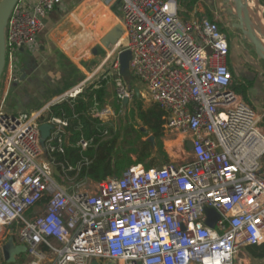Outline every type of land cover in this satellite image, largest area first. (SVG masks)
<instances>
[{"label": "built area", "instance_id": "2783aa9c", "mask_svg": "<svg viewBox=\"0 0 264 264\" xmlns=\"http://www.w3.org/2000/svg\"><path fill=\"white\" fill-rule=\"evenodd\" d=\"M120 2L124 38L113 63L119 97L130 103L136 95L119 60L128 51L144 102L165 113V134L182 137L189 162L132 165L119 177L67 187L58 179L71 181L67 174L77 168L56 154L69 146V120L53 108L73 104L84 85L26 120L7 113L3 98L0 244L18 224L19 245L31 258L25 264H238L244 249L264 243V127L233 89L228 34L206 17L182 21L177 0ZM63 3L19 0L6 31L10 78L18 53L39 46L46 19ZM112 114L106 107L94 117ZM44 124L52 126L45 148ZM89 144L82 137L77 146L84 152ZM84 163L90 161L78 169ZM207 210L220 216L214 227Z\"/></svg>", "mask_w": 264, "mask_h": 264}, {"label": "crops", "instance_id": "0c3cea01", "mask_svg": "<svg viewBox=\"0 0 264 264\" xmlns=\"http://www.w3.org/2000/svg\"><path fill=\"white\" fill-rule=\"evenodd\" d=\"M257 1L258 0H250L251 10H256V5H260L259 1ZM177 2L183 20L186 14L189 15L187 20L218 15L219 0H198L191 11L187 9L189 2L184 3L183 0H177ZM260 6L258 8L259 12H257L256 15L259 17L260 22H258L261 25L262 21L260 16H263V14L260 10ZM82 8H85L84 10L86 13H79L78 15V11L80 12ZM70 23H72V30L69 29ZM117 24H122L120 0H64L63 5L55 9L46 19V29L39 40V46L34 49L21 50L17 55L18 68L14 73L12 86L9 88L11 91L9 97L11 98L12 106L20 112H27L31 109L39 108L40 106H42L43 109L50 102L66 92L80 85L85 86L86 83L90 81V78L89 76L87 77V72L82 65V63L87 61V49H83V47L94 43L97 37H100L101 42V39ZM73 25L77 28V32L83 30L77 35L79 37L73 36L75 32ZM82 27H84V29H82ZM123 38L124 35L119 44L122 42ZM118 45L113 51H107L104 48L108 55L113 53L111 58L113 63L117 58L116 52ZM101 47L103 48L102 45ZM8 75L10 76L9 71ZM244 79L247 78L244 77ZM137 88L141 89L142 87L139 85L136 89ZM263 94L264 92L258 95L261 98H255V100L259 99V101L256 109L254 108L259 118L262 119V123L264 120ZM100 121L103 124L110 123L109 120ZM107 134L108 131L105 132V135ZM68 136L69 142V138L71 137V132L69 130ZM11 234L12 230H10V235L5 239L6 241L3 242V245L0 244V258H3V261L2 248ZM247 257L245 261H249V264H264V260H254L251 259L249 255ZM18 260L19 256L17 257V262Z\"/></svg>", "mask_w": 264, "mask_h": 264}, {"label": "trees", "instance_id": "16d2710c", "mask_svg": "<svg viewBox=\"0 0 264 264\" xmlns=\"http://www.w3.org/2000/svg\"><path fill=\"white\" fill-rule=\"evenodd\" d=\"M183 1L189 2L188 11H191L198 2V0ZM258 1L264 7V0ZM185 16L186 21L189 15ZM209 18L212 17L209 16ZM230 70L234 78L233 89L248 102V92L253 88L254 81L237 79L232 66ZM124 77L130 86H138V82L129 73L124 74ZM109 82V76L98 78L87 86L73 104L65 102L53 108L54 114L65 116L69 120L68 130L71 132L69 146L66 147L65 154H56L58 162L77 168L67 174L71 181L61 180V183L67 187H73L87 180L103 182L110 177H119L132 165H142L149 169L163 167L171 161L164 145L165 113L159 106L145 107L142 98H137L135 95L134 103L129 109V117L134 124L123 123L117 132H114L108 124H103L93 117L94 112L104 108ZM117 101L118 111L126 112L129 106L124 109L122 100L119 98ZM262 124L264 127V120ZM142 128L148 131L147 135L142 132ZM106 131L112 135L107 137ZM149 136L154 137L155 146L143 140ZM82 137L90 142L88 149L84 152L77 146ZM84 159H88L90 163H84L78 169V165ZM245 251L251 259L264 260V243L260 246H249Z\"/></svg>", "mask_w": 264, "mask_h": 264}, {"label": "rangeland", "instance_id": "374dc122", "mask_svg": "<svg viewBox=\"0 0 264 264\" xmlns=\"http://www.w3.org/2000/svg\"><path fill=\"white\" fill-rule=\"evenodd\" d=\"M218 3H219L218 11H217L218 15L216 16L213 15L211 19L209 18V16L206 18H208L212 22L213 20H216L218 22V26L220 30L228 34L230 47H231L230 67L231 66L233 67V70L236 73L237 79H243L245 77L255 82L253 88L248 92V99H249L248 102L250 103L248 104L253 109L254 108L256 109L259 99L255 100V98H261L258 95L259 94L261 95L264 92V61L259 57L254 46L249 42V40L245 39L242 31L234 27L235 24L239 23V20L236 15V11L234 9L232 2L230 0H219ZM259 6L257 5L258 8ZM84 9L85 8H82L80 12L78 11V15L79 13L80 14L86 13ZM260 10L264 16V7L260 6ZM180 17L182 21H185L182 19V14H180ZM73 28L75 30L73 36L79 37L77 35L79 34V32H82L83 30L80 29L81 31L77 32V28L74 27V25H73ZM69 29L72 30V23L69 24ZM82 29H84V27H82ZM255 32L257 33L258 37L262 41H264L260 33L258 31H255ZM83 49H87L86 50L87 61L82 63V65L87 72V77L89 76L90 78V81L86 83V85L84 86V91L86 90L87 86H89L92 82H94L98 78H101L103 76H109L110 82L108 84V96L106 98V103L104 105V108L106 107L111 108L113 114L108 119L110 121L108 125L111 129L114 130V132H117L121 128V125L123 123L133 125L134 121L129 117L130 116L129 109L133 105L134 101L132 100L133 102L131 101L129 103L128 105L129 108L126 112L121 113L120 111H118V101L117 100L120 97H119V93H118L117 86L115 83L116 70L114 69V64H113L112 59L106 61L108 54L106 50L102 48L100 45V37H97L94 43L83 47ZM13 80L14 78L12 79L8 75V67H6L4 74H3L2 81L0 83V101L1 99L6 98L7 96L6 102H5V105H6L5 111L11 115L18 116L26 120L27 118L30 117L32 112L34 111L37 112L41 110L42 106L36 109H31L27 112H20L18 109L14 108L11 104V98L9 97L10 92H11L9 88H11ZM132 86L129 85V88L136 89V88H133L136 86H133V87ZM141 90L144 92V88H141ZM139 98H142L143 100V97L141 95ZM151 105L144 102L145 107H149ZM111 135L112 134H108L107 137H110ZM143 140H148V137L144 138ZM164 145H165L166 151L169 153L171 157V161L174 160L179 163L189 162V159H187L188 157H187L185 148L182 146V137H178L172 134H165ZM58 181L61 182V179H58ZM94 185L95 184L90 183V182L85 184V186L89 187L90 189L94 188ZM12 229L14 230L15 242L17 244H20L19 225L15 224L12 227ZM0 256H1V250H0ZM247 256L248 255L246 254V251L244 249L242 253L239 255L238 264H249V261L248 262L245 261V259L248 258ZM30 260H31L30 256L26 253V254L19 256V260L17 263L25 264V263H28ZM102 263L106 264V262H102ZM0 264H7V263L3 261V258H0Z\"/></svg>", "mask_w": 264, "mask_h": 264}, {"label": "water", "instance_id": "95a60500", "mask_svg": "<svg viewBox=\"0 0 264 264\" xmlns=\"http://www.w3.org/2000/svg\"><path fill=\"white\" fill-rule=\"evenodd\" d=\"M236 11L239 23L235 24L234 27L241 30L245 39L254 46L259 57L264 61V46L261 44V40L258 37L257 33L253 27V20L251 18L250 11V1L249 0H230ZM19 0H0V83L3 78L4 71L7 67V50H6V31L9 18L11 13ZM258 2V1H257ZM124 35V28L122 24H117L110 32H108L102 39L101 45L107 51H113L116 46L119 44L120 40ZM119 60L121 64V70L123 74L129 73V62L131 60L130 52H123L119 55ZM141 95L140 90L136 89V96L139 98ZM129 104L128 99L123 100L124 108H127ZM41 144L45 148L46 141L48 140L52 126L49 124H44L41 126ZM144 134H148V131L145 128L141 129ZM155 146V139L153 136H149L148 140ZM188 150L192 151L193 144L191 141L187 143ZM55 175L58 178H61L62 174L58 168H55ZM206 214L209 218L208 225L214 227V224L220 216L214 210H207ZM12 234L9 237L8 241L2 248V253L4 261L7 264H17V257L27 253V248L25 246L19 245L15 242L14 236ZM91 264H103L97 260H93ZM106 264H115L113 262H107Z\"/></svg>", "mask_w": 264, "mask_h": 264}, {"label": "bare ground", "instance_id": "6f19581e", "mask_svg": "<svg viewBox=\"0 0 264 264\" xmlns=\"http://www.w3.org/2000/svg\"><path fill=\"white\" fill-rule=\"evenodd\" d=\"M258 5V4H257ZM256 5V10H251V18L253 20V27H254V30L255 31H258L260 33V35L263 37L264 39V16H260L261 17V21H262V24L260 25L259 24V17L256 15L257 12H259L258 10V7ZM250 6H251V3H250ZM256 12V13H255ZM255 13V14H254ZM259 21V22H258ZM261 40V39H260ZM261 44L264 46V41L261 40Z\"/></svg>", "mask_w": 264, "mask_h": 264}, {"label": "flooded vegetation", "instance_id": "af4514ba", "mask_svg": "<svg viewBox=\"0 0 264 264\" xmlns=\"http://www.w3.org/2000/svg\"><path fill=\"white\" fill-rule=\"evenodd\" d=\"M228 38H229V36H228ZM229 60H231V52H230V57H229Z\"/></svg>", "mask_w": 264, "mask_h": 264}]
</instances>
